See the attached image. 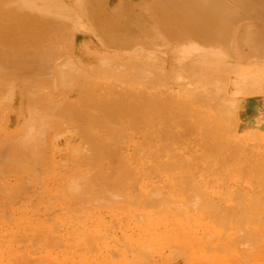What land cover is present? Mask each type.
<instances>
[{
    "label": "rangeland",
    "instance_id": "374dc122",
    "mask_svg": "<svg viewBox=\"0 0 264 264\" xmlns=\"http://www.w3.org/2000/svg\"><path fill=\"white\" fill-rule=\"evenodd\" d=\"M92 1L0 0V244L37 240L0 264H264V136L237 131L227 90L264 89V0H106L128 47ZM185 2L214 28L158 24Z\"/></svg>",
    "mask_w": 264,
    "mask_h": 264
},
{
    "label": "crops",
    "instance_id": "0c3cea01",
    "mask_svg": "<svg viewBox=\"0 0 264 264\" xmlns=\"http://www.w3.org/2000/svg\"><path fill=\"white\" fill-rule=\"evenodd\" d=\"M105 1L106 0H93L92 5H93L94 10L96 11L97 14L103 12L104 16H106V21H109V19L107 17L112 16L114 13H117V12L119 13V11H116L114 13H110L108 10L109 8L104 9ZM107 1H109V0H107ZM124 1H125V4H127V5H125V8L124 7L123 8L125 10V13H127L129 11V10H127V8H129V6H133V4H129V3H131V1H129V0H123V2ZM135 1H137V0H135ZM111 2H112V0H111ZM125 13H119L121 20H123L125 18V16H124ZM96 16L98 17V15H95V17ZM109 24L107 25V27L105 26V24L103 25L104 32H106L105 28H109ZM124 27H125L124 32H130L131 31V29H127V28H130V26L127 27L126 25H124ZM112 33H114V32H112ZM103 36L105 37V41H107V43L109 45H116L107 39V37H106L107 35L105 36V34H104ZM81 42H82L81 43L82 48H79V50L81 52L83 51L82 54L80 52V54L83 57L82 58V60H83L82 64L84 67H87L89 71H93V69L102 65L98 61L99 60L98 57L101 55L102 52L99 49H93V50L87 49V51H85V49H84L85 40L82 39ZM87 44L88 43H86V45ZM122 47H128V46H122ZM0 63L4 64V61L0 60ZM102 67L104 70V68L106 67V64H104ZM103 70H101V71H103ZM227 90H228L229 97L231 99L235 100L238 104L237 131L243 132L242 137H244L245 140H252L253 137L255 138L256 136H259V137L264 136V91H263L264 89L262 87H259L257 85L252 84L247 79L244 80L243 77L239 75V77H236L235 79L231 80L230 84L227 86ZM24 108H25V104L22 101L21 104L19 105V110H20L19 113L20 114H19L17 121H16L17 125H19L21 122H25V118H24L25 115L23 112ZM15 113L18 114V111H16ZM68 145L72 146L73 144L67 143L66 146H68ZM71 146H68L67 149L70 148ZM61 149H64V147H62ZM59 153H60V151H59ZM61 155H62V152H61Z\"/></svg>",
    "mask_w": 264,
    "mask_h": 264
},
{
    "label": "bare ground",
    "instance_id": "6f19581e",
    "mask_svg": "<svg viewBox=\"0 0 264 264\" xmlns=\"http://www.w3.org/2000/svg\"><path fill=\"white\" fill-rule=\"evenodd\" d=\"M158 3L161 1V0H156ZM178 1V0H177ZM155 2V1H154ZM156 3V2H155ZM157 3V4H158ZM187 3H189V2H185V4H186V6H184V7H182V9H180L181 11L179 12V13H176V12H160V10H162L163 8H159V7H157V11L159 12L158 14H164V13H166L167 15H166V17L163 19L162 17V20L159 18L158 20H159V22H158V24L159 25H162L161 23H166L168 26V28L170 27V26H172V28L174 27V25L175 24H178L181 28H182V30H185V31H193V30H199V31H203L202 33H204V31L205 30H207L209 27H211L210 25H208L209 27L207 28V27H205L204 28V26L201 24V22H200V20H201V17L202 16H204L203 14H206L207 12L205 11V10H200L199 8H194V7H196V6H192V5H190V4H188L187 5ZM163 4V3H162ZM171 4V3H170ZM173 8V7H172ZM171 8V9H172ZM178 7H176L175 9H177ZM155 10V9H154ZM221 10V9H220ZM163 11H164V9H163ZM165 11H169L168 9H165ZM209 13H214V12H209ZM216 13V12H215ZM160 14V15H161ZM210 15V14H209ZM213 15V14H212ZM10 16V15H9ZM22 16V15H21ZM1 17V16H0ZM18 17V16H17ZM97 17V16H96ZM164 17V16H163ZM28 18V17H27ZM108 19H109V21H106L104 24H105V26L107 27V25L109 24V28H105V30H106V32H104V34H105V36L107 37V39L110 41V42H112L113 44H116V45H119V46H129L130 44L132 45V43L133 42H135L136 41V38H134V32H133V29L131 28V31L130 32H124V30H125V27H124V23L122 24L121 23V19H120V14L119 13H116V14H113L112 16H108L107 17ZM208 18V17H207ZM4 19V18H3ZM17 20L16 21H18L19 20V18H16ZM21 19V18H20ZM23 19V18H22ZM37 19V18H36ZM204 19H206V18H204ZM11 20H13V19H11ZM25 20V19H24ZM210 20H211V18H210ZM14 21V20H13ZM163 21V22H162ZM205 21V20H204ZM207 21H209V20H207ZM212 21V24H213V22H215V21H213V20H211ZM210 21V22H211ZM217 21V25H218V20H216ZM21 22V21H20ZM25 22H26V20H25ZM39 22V21H38ZM171 22V23H170ZM220 22V21H219ZM51 23V22H50ZM66 23V22H65ZM64 23V24H65ZM205 23V22H204ZM208 23V22H207ZM206 23V24H207ZM11 24V23H10ZM13 24H14V22H13ZM18 24H20L19 23V21H18ZM17 24V25H18ZM53 24H54V22H53ZM56 24V23H55ZM54 24V25H55ZM210 24V23H209ZM220 24H222V22L220 23ZM21 25H22V23H21ZM26 25V24H25ZM50 25H52V24H50ZM11 26V25H10ZM20 26V25H19ZM56 27H57V25H55ZM163 26V25H162ZM202 28H201V27ZM207 26V25H206ZM221 26V25H220ZM15 27V26H14ZM20 27H22V26H20ZM136 27V26H135ZM159 27H161V26H159ZM164 27V26H163ZM219 27V26H218ZM16 28V27H15ZM22 28H24V26L22 27ZM134 28V27H133ZM172 28H171V30H172ZM214 28V27H213ZM212 27H211V29H213ZM21 29V28H20ZM162 29V28H161ZM165 29H166V27H165ZM164 29V30H165ZM204 29V30H203ZM211 29H209V30H211ZM11 30H13V29H11ZM16 30V29H15ZM14 30V31H15ZM169 30H170V28H169ZM168 30V31H169ZM209 30H207V31H209ZM216 30V29H215ZM2 31H3V29H2ZM20 31V30H19ZM22 31V30H21ZM20 31V32H21ZM167 31V30H166ZM213 32H214V30H212ZM17 32V31H16ZM16 32H13V34L12 35H14L15 36V34L14 33H16ZM112 32H114V33H112ZM176 32V31H175ZM183 32V31H182ZM216 32V31H215ZM214 32V33H215ZM178 33V32H177ZM217 33V32H216ZM191 34H193V33H191ZM7 35V34H6ZM178 35V34H177ZM213 35V34H212ZM180 36V35H179ZM182 36V35H181ZM210 36H211V34H210ZM214 36V35H213ZM213 36H212V38H210V39H207L208 40V42L209 41H211L212 39H213ZM4 37V36H3ZM190 37V36H189ZM216 37V36H215ZM186 38V37H185ZM15 39H16V37H15ZM11 40V39H10ZM19 40V39H18ZM189 40V39H188ZM204 40H206V39H204ZM206 40V41H207ZM8 41V40H7ZM12 41V40H11ZM184 42V41H183ZM204 42V41H203ZM12 43V42H11ZM17 43V42H16ZM2 45V44H1ZM17 50V49H16ZM44 61V60H43ZM89 104V103H88ZM109 129V131L111 130L110 129V127H108ZM106 129V128H105ZM105 129H103V130H105ZM115 128H113V130H114ZM113 130H112V132H113ZM116 130V129H115ZM114 130V131H115ZM120 130V129H119ZM109 131H108V133H109ZM117 131V130H116ZM111 132V131H110ZM115 133V132H114ZM114 133H112V135L114 134ZM117 133V132H116ZM115 135V134H114ZM95 138V137H94ZM97 139V138H96ZM95 139V140H96ZM91 140V139H90ZM94 140V139H93ZM93 140H91V144H92V142H93ZM86 141V140H85ZM87 142H89V141H87ZM104 143V142H103ZM87 144V143H86ZM90 144V145H91ZM105 145H108L109 146V144H105ZM73 146V145H72ZM110 147V146H109ZM109 149V151L110 150H112V149H110V148H108ZM108 149H107V151H108ZM88 151V150H87ZM89 153V152H88ZM87 153V154H88ZM86 154V153H85ZM86 154V155H87ZM85 155V156H86ZM84 156V155H83ZM110 156V155H109ZM119 156V155H118ZM112 157V156H111ZM117 157V156H116ZM76 158V157H75ZM136 160H137V158H136ZM123 161V160H122ZM122 163H124V161L122 162ZM124 165V164H123ZM122 165V166H123ZM125 165H126V163H125ZM124 165V166H125ZM123 166V167H124ZM125 169V168H124ZM127 171H129V169H127L126 170V172ZM132 172V171H131ZM129 174H130V171H129ZM132 175V174H131ZM122 177V176H121ZM128 177V176H127ZM123 180V179H122ZM124 184V183H123ZM121 184H119L118 186H120ZM115 186V185H114ZM118 186H116V188L118 189ZM122 187V186H121ZM124 188V187H123ZM137 188V187H136ZM80 190V189H79ZM115 191V190H114ZM116 191H118V190H116ZM123 191V190H122ZM92 192H94V191H92ZM98 192H100V191H98ZM119 192V191H118ZM87 193H89V192H87ZM86 193V194H87ZM102 193V192H101ZM9 195H10V193H9ZM117 196V195H116ZM115 196V197H116ZM120 196V195H119ZM113 199V198H112ZM117 200H119L118 198H117ZM89 202V201H88ZM151 202V201H150ZM82 203V202H81ZM86 203V202H85ZM154 203V202H153ZM155 203H156V201H155ZM159 204V203H158ZM85 205V204H84ZM100 205V204H99ZM153 206H154V204H153ZM157 206V205H156ZM160 209H162V208H160ZM113 238V237H112ZM110 240V239H109ZM35 241H37V240H35ZM35 241H29L28 242V244H29V248L28 249H22L16 242H12V241H10V247L9 246H7V245H2V244H0V249L1 250H5L6 248H11V250H13L14 252H16V255L19 257V254L20 253H22L23 255H25V256H32V254H31V252L30 251H28L29 249H31V247H32V245H35L34 244V242ZM122 241H124V240H122ZM125 242V241H124ZM38 243V242H37ZM52 245V244H51ZM124 245V244H123ZM126 246V245H125ZM124 246V247H125ZM38 248H40L38 251H37V253L35 254L36 256H37V258H39L40 260H39V263L42 261V260H44L45 258H47V257H52V254H51V252L50 251H47V252H43L42 253V250H41V247H37V248H35L36 250L38 249ZM44 248V247H43ZM123 248V247H122ZM134 248H136V247H134ZM34 249V248H33ZM54 249V248H53ZM21 250V251H20ZM35 250V251H36ZM136 251V250H135ZM8 252H10V251H7V253ZM34 252V251H33ZM42 255H43V258H42ZM138 255V254H137ZM9 255H7L6 254V257H8ZM67 256V255H66ZM33 257V256H32ZM54 257V256H53ZM115 257V256H114ZM9 258L10 259H8L6 262H5V264H23L21 261H19L17 258H12L11 259V257L9 256ZM36 258V259H37ZM117 258V257H116ZM143 258V257H142ZM159 259V258H158ZM33 261V260H32ZM32 261H30V263L29 264H33V262ZM135 262V261H134Z\"/></svg>",
    "mask_w": 264,
    "mask_h": 264
}]
</instances>
